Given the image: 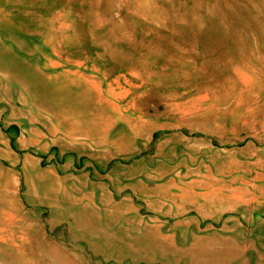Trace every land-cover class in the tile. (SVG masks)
Here are the masks:
<instances>
[{
  "label": "rangeland",
  "instance_id": "rangeland-1",
  "mask_svg": "<svg viewBox=\"0 0 264 264\" xmlns=\"http://www.w3.org/2000/svg\"><path fill=\"white\" fill-rule=\"evenodd\" d=\"M0 264H264V0H0Z\"/></svg>",
  "mask_w": 264,
  "mask_h": 264
}]
</instances>
